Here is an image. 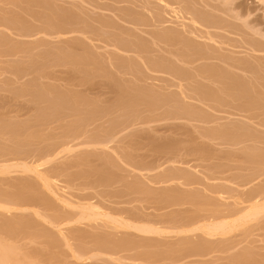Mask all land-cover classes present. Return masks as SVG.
Returning a JSON list of instances; mask_svg holds the SVG:
<instances>
[{
	"label": "rangeland",
	"instance_id": "rangeland-1",
	"mask_svg": "<svg viewBox=\"0 0 264 264\" xmlns=\"http://www.w3.org/2000/svg\"><path fill=\"white\" fill-rule=\"evenodd\" d=\"M162 1L0 0V157L10 155L11 163L25 157L29 159L25 161H32L43 157L47 150L61 149L70 139L72 143L68 145H73L70 153L68 149L67 155L65 151L59 152V157L56 155L47 167L43 166V170L49 169V174L56 176L54 182H61L58 188L64 190L66 186L67 193L61 196L68 194L72 202L67 203L71 205L56 200L32 173L11 172L13 178L22 176L20 181L24 179L33 190L25 186V181H21V186L16 177L0 173V194L5 192L0 196V201L5 202L0 205L11 204L12 198L16 202L7 205L9 211L7 207L0 208V240L13 246L28 263L264 264V213L223 235L180 231L190 223L217 220L221 213L223 217L228 211L236 212L254 194L260 193L264 199V174L257 173L264 172V0H164L168 4ZM171 6L181 8L185 18L179 17L177 21L169 11ZM191 10H195L194 14L189 13ZM197 13H201L198 21ZM191 15H197L194 24L188 19ZM164 32L171 34L162 36ZM219 128L224 130L223 134ZM105 130L115 133L111 143L100 147L93 144L92 138L98 136L113 138L112 134L105 137ZM60 144L61 147L57 146ZM120 155L123 158L117 157ZM125 155L133 167L126 162ZM7 160L4 163L10 162ZM175 172L182 177L177 173L175 176ZM165 174L172 178L171 182ZM136 183L142 187H136ZM178 185L179 192L175 188ZM37 187L40 198L51 197L52 204L34 198L38 196ZM148 189L150 192H146ZM169 189L173 194L166 192ZM85 200L99 202L100 210L106 206L107 210L104 207L101 211L114 217L122 216L131 222L134 219L133 224L147 222L166 228V234L146 233L147 238L138 230L122 231L109 221L101 220L102 223V218L95 222L73 219L75 222L70 225L68 217L76 218L80 211L77 208L81 203L87 204ZM26 201H30L29 205L23 206ZM39 203L40 206L36 205ZM51 206L56 213L51 212ZM232 207L239 209L233 211ZM40 210L45 214H40ZM53 214H62L63 218ZM173 219L175 223L169 221ZM100 222L102 228L98 226ZM167 227H171V232ZM172 227L179 228V232ZM71 232H75L74 236ZM127 233L134 238H127ZM102 235L112 236L108 237L109 243L103 242L110 246V251L108 246L102 247L98 239ZM121 237L127 238L123 243L131 247L121 250L123 244L113 245L118 242L114 239ZM111 239L117 242L109 245ZM146 241L151 244L146 246ZM98 242V248L93 250V243ZM78 248L86 253L78 250L83 255L77 256Z\"/></svg>",
	"mask_w": 264,
	"mask_h": 264
},
{
	"label": "bare ground",
	"instance_id": "bare-ground-1",
	"mask_svg": "<svg viewBox=\"0 0 264 264\" xmlns=\"http://www.w3.org/2000/svg\"><path fill=\"white\" fill-rule=\"evenodd\" d=\"M160 1H162V0H160ZM163 1H164V0H163ZM163 1H162V2H163ZM164 2L167 3L168 1H167V2L164 1ZM167 4H168V3H167ZM167 4H166V7H167ZM169 5H170V4H169ZM172 5H173V4H172ZM178 6H180V5H178ZM190 8H192V7H190ZM190 8H189V9H190ZM168 9H169V8H168ZM180 9H181V8H180ZM180 9H179V7H178V8H175V7H172V6H171V10H169V11H171V13L173 12V14L175 15L176 18H178L177 21L179 20V17H180V18L182 17V19L185 18L183 15H181V14H182L181 12H183V11H181L182 9H181V10H180ZM184 9H185V8H184ZM187 10H188V9H186V11H187ZM194 11H195V10H194ZM194 11H193V12H194ZM193 12H192V10H191V12H189V13L194 14ZM196 12H198V11H196ZM195 14H196V13H195ZM200 14H201V13H197V15H198V18H196L197 21H198L199 19H201V18H199V16H201ZM174 15H173V16H174ZM197 15H195V16L197 17ZM195 16L191 15L190 18H188L189 20L192 21L193 24L196 23ZM188 17H189V16H188ZM205 17H206V16H205ZM186 18H187V17H186ZM208 19L210 20L211 18H208ZM208 19H207V20H208ZM203 20H205V19L203 18ZM179 21H180V20H179ZM181 21H182V20H181ZM183 21H184V20H183ZM183 21H182V22H183ZM186 21H187V20H186ZM186 21H185V23H186ZM210 21H212V20H210ZM48 22H49V21H48ZM50 23H51V22H50ZM50 23H48L47 26L49 25V27H50ZM54 23H55V22H54ZM199 23H200V22H199ZM52 24H53V23H52ZM52 24H51V25H52ZM60 24H62V23H60ZM183 24H184V23H183ZM54 25H55V24H54ZM59 26H60V25H59ZM65 27H66V26H65ZM67 28H68V27H67ZM48 29H51V27L48 28ZM61 30H63V31L65 32L64 29H61ZM67 30H68V29H67ZM48 31H49V30H48ZM50 31H51V30H50ZM50 31H49V32H50ZM53 31H54V30H53ZM56 31H57V30H56ZM56 31H55V32H56ZM69 31H70V30H69ZM169 33H170V32H164V35L162 34V36H165V34L168 35ZM57 34H58V33H57ZM170 34H171V33H170ZM167 35H166V36H167ZM54 36H55V35H54ZM57 36H59V34H58ZM57 36H56V37H57ZM61 36H62V35H61ZM63 36H65V35H63ZM168 36H169V35H168ZM208 36H209V35H208ZM210 38H211V37H210ZM211 39H212V38H211ZM214 40H215V39L213 38V41H214ZM215 41H216V40H215ZM211 42H212V41H211ZM216 42L218 43V41H216ZM216 42H215V43H216ZM213 43H214V42H213ZM215 43H214V44H215ZM219 43H220V42H219ZM221 43H222V42H221ZM196 50H197V49H196ZM144 63H145V62H144ZM154 63H155V62H154ZM155 65H156V67L159 68V69H161L160 67H162V66L159 67V66L157 65V63H155ZM159 65H161L160 62H159ZM203 71H204V70H203ZM219 73H220V72H219ZM179 84H180V83H179ZM180 88H181V87L179 86V89H180ZM182 90H183V89H182ZM182 90H181V91H182ZM202 91H203V90H202ZM182 92H183V91H182ZM201 93H203V92H201ZM213 93H214V92H213ZM210 94H211V93H210ZM210 94H209V95H210ZM212 95L214 96V94H212ZM216 95H218V94H216ZM206 96H207V95H206ZM218 96H219V95H218ZM204 98H205V95H204ZM212 98H213V97H212ZM214 99H217V98H214ZM220 100H221V98H220ZM224 129H225V128H224ZM108 130H110V131L112 132L111 129H108ZM218 130H221V131H222L223 129H220V128H219ZM218 130H217V131H218ZM233 130H234V129H233ZM110 131H106V130H105V132H103V133L106 134L105 137H106L108 134L111 136L112 133L110 134V133H109ZM221 131H218V132H221ZM225 131H226V129H225ZM227 131H228V130H227ZM80 132H81V131H80ZM107 132H108V133H107ZM229 132H232V131H228V133H229ZM223 133H224V130L222 131V134H223ZM81 134H82V133H81ZM83 134H85V132H84ZM114 134H115V133H114ZM114 134H112L113 138H110V139L107 138L108 140H107V139H103V136H104L103 134H102L103 136L101 135L102 138H100V139L98 138L99 136H98V137H95L94 139L92 138V140H95V141H93V142H94L93 144L97 143V144H95V145H98V144H99V147H100V145L103 146V145H105V144H108V143H106V142H108V141H109V143H111L110 140H111V139H114V136H115ZM92 135H93V134H92ZM96 135H97V134H96ZM96 135H93V136H96ZM98 135H99V134H98ZM61 136H62V135H61ZM65 136H67V135H65ZM65 136H64V137H65ZM81 136H82V135H81ZM81 136H80L79 139H81ZM90 136H91V135H90ZM101 136H100V137H101ZM67 137H68V136H67ZM69 137H70V135H69ZM105 137H104V138H105ZM60 138H61V137H60ZM83 138H84V137H83ZM86 138H88V137L86 136ZM86 138H85V139H86ZM89 138H91V137H89ZM97 138H98L99 140H96ZM75 139H76V138H75ZM75 139H74V140H75ZM65 140H66V139H65ZM70 140H71V139H70ZM70 140H68L69 143H68V141H67L68 144L72 143V142H70ZM76 140H77V139H76ZM88 140H89V139H88ZM81 141H82V140H81ZM83 141H84V140H83ZM86 141H87V140H86ZM111 141H112V140H111ZM74 142H75V141H74ZM79 142H80V141H79ZM89 142H90V141H89ZM64 143H66V142H64ZM75 143H76V142H75ZM84 143H85V142H84ZM84 143H83V144H84ZM91 143H92V141H91ZM68 144H63V145H64V146L62 145L63 147H61V144H60V145H57V146H60V147H61V149H59V150L54 149L53 147H52L53 149H50V148H49L50 150H47V152L44 154L43 157L38 158V160L33 159L32 161H25V159H28V158L25 157L24 160H20V159H19V160H20V161H19V160L15 159V161H16V160H17V161L11 163L12 161L9 159V158H10V155L7 153V154L9 155V158H8V157H6V158H4V157L1 158V157H0V159H2V160L6 159V160H7V158H8L7 161L10 160V162H8V163H4V161H6V160H4L3 162H2V161L0 162V163H1V164H0V173H2V174H3V173H4V174H8V173H9V174H8L9 176H10L11 172H13V171L17 172L18 175L20 174V172L18 173V171L23 172V174H24V172H29L30 174L32 173L33 176L35 175L34 177L36 178V180L38 179V180L40 181L41 185L44 186V188H45L44 190L48 191L52 196H54V197L56 198V200L58 199V200H60V202L62 201L63 203H65V204H67V205H71L70 203L72 202V200H70V199L68 200V198H67V197H68V194H67V195L65 194L66 196H63V197L61 196L62 193H67L68 190L66 191V189H65L66 186L64 187V190H62L61 187H59L60 190H62V192L60 191V193H59V190H58V189H59V188H58L59 185L57 186V184H58V183H61V182H57V183L54 182V181L56 180V178H54V177H56V176H54V175H53L54 177L51 176V174H49V173H51V171H50L49 169L46 168L47 171L43 170V169H44L43 166L46 164L45 167H47L48 164H50V160L52 161V160L54 159V157H55L59 152H61V153H59V154H62L66 149H68V152H69V149L72 148L73 145L70 146L71 144H70V145H68ZM76 144H78V142H77ZM83 144H82V145H83ZM85 144H86V143H85ZM85 144H84V145H85ZM102 144H103V145H102ZM74 145H75V144H74ZM80 145H81V144H80ZM82 145H81V146H82ZM89 145L93 146L92 144H89ZM76 146H77V145H76ZM78 146H79V145H78ZM105 146H106V145H105ZM60 147H59V148H60ZM74 147H75V146H74ZM82 147H83V146H82ZM82 147H80V148L82 149ZM84 147H85V146H84ZM87 147H88V145H87ZM87 147H85V148H87ZM96 147H97V146H96ZM111 147H112V146L110 145V148H111ZM57 148H58V147H57ZM93 148H94V147H93ZM112 148H113V147H112ZM78 149H79V148H78ZM94 149H95V148H94ZM96 149H98V148H96ZM102 149L104 150L105 148L102 147ZM102 149H101V150H102ZM108 149H109V148H108ZM113 149H114V148H113ZM113 149H112V150H113ZM36 150H37V149H36ZM70 150H71V149H70ZM89 150H90V149H89ZM0 151H1V150H0ZM3 151H4V150H3ZM7 151H8V150H7ZM11 151H12V150H11ZM18 151H19V150H18ZM33 151L35 152V150H33ZM38 151H40V150H38ZM38 151H36V152H38ZM77 151H78V150H77ZM84 151H85V150H84ZM96 151H97V150H96ZM113 151H114V150H113ZM19 152H20V151H19ZM28 152H29V151H28ZM40 152H41V151H40ZM74 152H76V151H74ZM74 152H73V153H74ZM93 152H95V151H93ZM0 153H1V152H0ZM4 153L6 154V152H4ZM13 153H14V152H13ZM20 153H21V154L23 153L24 155H25V154L28 155L27 152H25V153H24V152H20ZM31 153H32V152H31ZM65 153H66V155H67V151H65ZM69 153H70V152H69ZM71 153H72V152H71ZM81 153H82V152H81ZM114 153H116V152H114ZM1 154H2V153H1ZM16 154H17V153H15V155H16ZM23 154H22V155H23ZM29 154H30V153H29ZM33 154H34V153H33ZM117 154H118V153H117ZM117 154H116V155H117ZM3 155H4V154H3ZM17 155H19V154H17ZM22 155H21V156H22ZM26 155H25V156H26ZM38 155H40V154H38ZM42 155H43V154H42ZM42 155H41V156H42ZM0 156H1V155H0ZM33 156H34V155H33ZM36 156H37V154H36ZM57 156H58V155H57ZM61 156H62V155H61ZM14 157H15V156H14ZM14 157H13V159H14ZM30 157H32V156H30ZM30 157H29V158H30ZM38 157H39V156H38ZM58 157H59V156H58ZM117 157H119V158H120V157L123 158L122 155L117 156ZM125 157H126V159H125V158H124V159L127 160L126 162H128V160H129V158L127 159L128 156L125 155ZM20 158H21V157H20ZM32 158H33V157H32ZM68 158H69V157H68ZM13 159H12V160H13ZM21 159H23V158H21ZM28 160H29V159H28ZM56 160H57V158H56ZM120 160H121V159H120ZM125 160H124V162H125ZM121 161H123V160H121ZM47 162H49V163L47 164ZM173 162H174V161H173ZM2 163H4V164H2ZM53 163H54V162H53ZM61 163H63V162L61 161ZM128 163L131 164L130 161H129ZM65 164H66V163H65ZM55 165H56V161H55ZM55 165H54V166H55ZM127 165H128V164H127ZM129 166H132V167H133L132 164L129 165ZM49 167H51V166H49ZM52 167H53V166H52ZM61 168H62V167H61ZM125 168H126V167H125ZM149 168L151 169L152 167H149ZM54 169H55V168H54ZM57 169H58V167H57ZM138 169H140V168H138ZM145 169H146V168H145ZM17 170H18V171H17ZM48 170H49L50 172H49ZM126 170H127V169H126ZM134 170H135V169H134ZM60 171H61V170H60ZM127 171H129V169H128ZM130 171H131V170H130ZM140 171H141V169H140ZM197 171H198V170H197ZM6 172H7V173H6ZM54 172H55V171H54ZM63 172H64V171H63ZM128 173H129V172H128ZM133 173H134V172H133ZM144 173H145V172H144ZM170 173H172V172H170ZM176 173H177V172H175V174H174V173H173V174L176 176ZM257 173H259V174H264V172H262V173L257 172ZM23 174H21V175H23ZM56 174H57V173H56ZM63 174H64V173H63ZM63 174H61V176H62ZM149 174H150V172H149ZM167 174H169V173H167ZM173 174H172V175H173ZM177 174H178V173H177ZM18 175H17V176H18ZM21 175H20V176H21ZM27 175H28V174H27ZM27 175H26V177H27ZM147 175H148V174H147ZM165 175H166V174H165ZM178 175H181V174H178ZM9 176H6V177L4 176V178H8ZM12 176H13V175L11 174L10 177H12ZM17 176H14V178L16 177L15 179H17ZM57 176H58V174H57ZM168 176L170 177L171 175L169 174ZM175 176H174V177H175ZM256 176H257V175H256ZM21 177H22V176H21ZM21 177H20V178H21ZM24 177H25V176H24ZM24 177H23V178H24ZM28 177H29V176H28ZM59 177H60V176H59ZM171 177H173V176H171ZM180 177H182V175L179 176V178H180ZM183 177H184V176H183ZM0 178H1V177H0ZM14 178L12 177V179H14ZM20 178L18 177L19 181H20ZM30 178H31V177H30ZM165 178H167V175H166ZM205 178H206V177H205ZM259 178H260V177H259ZM8 179H9V178H8ZM18 179H17V181H18ZM53 179H55V180L53 181ZM144 179H145V178H144ZM160 179H161V178H160ZM167 179H168V178H167ZM171 179H172V178H169L168 180L170 181ZM2 180H3V179H2ZM9 180H10V179H9ZM9 180L7 181V183H8L7 185H8V186H9ZM27 180L29 181L30 179H27ZM134 180H135V179H133V181H134ZM136 180H137V179H136ZM139 180H140V179H139ZM139 180H138V181H139ZM147 180H149V179H147ZM156 180H157V179H156ZM162 180H163V179H162ZM168 180L166 181V183L168 182ZM177 180H178V178H177ZM0 181H1V180H0ZM5 181H6V180H5ZM19 181H18V184L20 185L21 181H25V180L22 179L20 182H19ZM31 181H32V180H31ZM56 181H57V180H56ZM59 181H60V180H59ZM133 181H132V182H133ZM138 181H137V183H138ZM140 181L142 182V180H140ZM154 181H155V180H154ZM171 181H172V180H171ZM171 181H170V182H171ZM173 181H175V180H173ZM25 182H26V181H25ZM25 182H23V183L25 184L26 187H30V188L32 187L31 184H27L28 182H26V183H25ZM126 182H128V180H127ZM145 182H146V181H145ZM151 182H152V179H151ZM158 182H159V181H158ZM185 182H186V181H185ZM185 182H184V184L187 185ZM29 183H31V182H29ZM64 183H65V181H64ZM64 183L62 184L63 186L66 185V184H64ZM128 183H129V182H128ZM137 183H136L137 186L135 185L136 187H138V185H139V184H137ZM154 183H155V182H154ZM156 183H157V182H156ZM163 183H165V182H163ZM168 183H169V182H168ZM168 183H167V184H168ZM235 183H236V182H235ZM3 184H4V183H3ZM10 184H11V185H12V184L14 185V182H10ZM16 184H17V183H16ZM18 184H17V186H18ZM24 184L21 183V186H24ZM26 184H27L28 186H27ZM37 184H38V183H37ZM67 184H68V183H67ZM130 184H131V183H130ZM132 184H134V183H132ZM140 184H141V183H140ZM158 184H159V183H158ZM167 184H166V185H167ZM175 184L177 185V182H176ZM179 184L182 185V183H179ZM261 184H262V183H261ZM0 185H1V183H0ZM29 185H30V186H29ZM68 185H69V184H68ZM68 185H67V187H68ZM128 185H129V184H128ZM141 185H142V184H141ZM188 185H189V184H188ZM14 186H15V185H14ZM34 186L36 187L37 185H34ZM39 186H40V185H39ZM39 186H38V187H39ZM63 186H62V187H63ZM72 186H73V185H72ZM130 186H131V185H130ZM139 186H140V185H139ZM151 186H152V185H151ZM170 186H171V184H170ZM178 186H179V187H175L176 190H177V188H180V185H178ZM6 187H7V186H6ZM38 187H37L36 191H38V190L40 189V188L38 189ZM132 187H133V186H132ZM132 187H131V188H132ZM140 187H142V186H140ZM263 187H264V186H263ZM263 187H262V188H263ZM2 188H3V187H2ZM2 188H1V189H2ZM33 188H34V187H33ZM33 188H31V189L33 190ZM70 188H71V185H70ZM70 188H68V189H70ZM175 188L173 187V189H175ZM183 188H184V187L182 186V189H183ZM189 188H190V187H189ZM1 189H0V191H3V190H1ZM77 189H78V188H77ZM128 189H130V188H128ZM32 190L30 191V193L34 196V193H32ZM42 190H43V189H42ZM140 190H141V189H140ZM144 190H145V189H144ZM149 190H150V189L146 190V192L149 191ZM160 190H161V189H160ZM166 190H167V189H166ZM170 190H171V191H170ZM176 190H174V191H176ZM34 191H35V190H34ZM36 191H35V193H36ZM64 191H65V192H64ZM79 191H80V190H79ZM169 191H170V192H169ZM169 191H166V192H168V193L170 194L173 190H172V189H169ZM177 191L179 192V190H177ZM70 192H71V191H70ZM143 192H144V191H143ZM149 192H150V191H149ZM235 192H236V191H235ZM240 192H241V191H240ZM4 193H5V192L1 193L0 196H1L2 194H4ZM7 193H8V192H7ZM7 193H6V194H7ZM41 193H43V192L41 191ZM41 193H40V195L42 196ZM58 193H59L60 195H59ZM73 193H74V192H73ZM161 193H164V191L161 192ZM174 193H175L174 195L176 196V192H174ZM222 193H223V192H222ZM236 193H237V192H236ZM36 194H37V193H36ZM45 194H46V193H45ZM50 194H48V196H49ZM71 194H72V193H71ZM79 194H80V193H79ZM149 194H150V193H149ZM171 194H173V193H171ZM181 194H182V193H181ZM181 194H180V196H181ZM233 194H234V193H233ZM237 194H238V193H237ZM243 194H244V193H243ZM7 195H8V194H7ZM18 195H20V194H18ZM43 195H44V194H43ZM63 195H64V194H63ZM151 195H152V194H151ZM218 195H219V194H218ZM3 196H4V195H3ZM3 196H2V197H3ZM28 196H29V195H28ZM72 196H73V195H72ZM80 196H81V195H80ZM84 196H85V195H84ZM158 196H159V195H158ZM172 196H173V195H172ZM172 196H171V197L169 196V197L172 198ZM219 196H221V195H219ZM243 196H244V195H243ZM5 197H7V196L5 195ZM10 197H11V195L8 196L7 198H10ZM24 197H26V196H24ZM37 197H39V200H40V201L42 200L43 202H46L45 204H49V202H50L49 199L51 198V197H49V199H46L47 196H46V197L42 196V197H44V198H40V196H39V191H38V196H36V197H34V198L36 199ZM65 197H66V198H65ZM74 197H75V196H74ZM155 197H156V196H155ZM160 197H161V195H160ZM213 197H214V196H213ZM217 197H218V196H217ZM217 197H216V198H217ZM222 197H223V196H222ZM226 197H227V196H225V200H226ZM3 198H4V197H3ZM11 198H12V197H11ZM55 198H54V199H55ZM69 198H70V197H69ZM82 198H83V197H82ZM82 198H81V199H82ZM166 198H168V196H166ZM179 198H180V197H179ZM179 198H177V200H176L177 202H178ZM214 198H215V197H214ZM220 198H221V197H220ZM220 198H219V199H220ZM227 198H228V197H227ZM238 198H240V197L238 196ZM241 198H242V197H241ZM12 199L15 200L14 198H12ZM23 199H24V198H23ZM23 199H22V197H21L22 202L25 201V199H24V200H23ZM52 199H53V198H52ZM66 199H67V200H66ZM71 199H72V198H71ZM75 199H77V198H75ZM78 199H79V198H78ZM78 199H77V200H78ZM81 199H80V200H81ZM85 199H86V198H85ZM91 199H92V197L90 198V200H91ZM174 199H175V198H174ZM174 199H173V200H174ZM221 199H222V198H221ZM221 199H220V200H221ZM4 200L7 201L8 199H4ZM9 200H10V199H9ZM13 200H12V201H11V200L9 201V202H11V204H7L8 207H9V205H15L16 202H13ZM19 200H20V199H19ZM21 200H20V202H21ZM83 200H84V199H83ZM83 200H82V201H83ZM166 200H167V199H166ZM222 200H224V198H223ZM48 201H49V202H48ZM54 201H55V200H54ZM69 201H70V203L68 204L67 202H69ZM78 201H79V200H78ZM78 201H75V202L77 203ZM97 201H98V199H97ZM161 201H162V199H161ZM0 202H3V201H0ZM4 202H5V201H4ZM4 202H3V203H4ZM12 202H13V203H12ZM22 202H21V203H22ZM51 202H52V201H51ZM51 202H50V204L53 203V202H52V203H51ZM62 202H61V203H62ZM84 202H87V204L84 203ZM84 202H83L84 205H83L82 203L79 204V205H80V209L77 208V210H80V211L78 212L79 214H76V215H77L76 218H75V216H74L75 213H74V215H73L74 218H73L72 216H69V217H68L69 220L71 221V222H69V224H70V223L72 224V222H75V221H73V219H75V220H79V221H80V220H86V221H88V220H93V219H94V222H95V219L102 218V219H99V220H100V221H101V220H103V221H104V220L109 221V222H111V223L113 224V226L115 225L116 227H121V228H120L121 230H122V228H126V229H129V230H130V228H132L133 230H138L139 232H138V231H137V232L140 233V234H141V233H145V234H146V233H147V234H148V233H159V232L161 233L162 231H164L165 234H166V230H165L166 228L162 225L163 223L160 224V225H162L161 227H164L165 229H162V228H160L159 226H157L156 224L154 225L153 223L148 225L147 222H146L145 224H141V225L135 224L136 222L133 224L132 222H133L134 219L132 220V222H131V220H129V221H130V222H129V221H127L128 219L126 220V219L123 218L122 216H121L122 218H121V217H117L118 215H117V216L115 215V217H114V216H112V215L110 214V212H108V213H105L106 211H105V212H102L101 210H102L104 207H106V206L103 205L104 207L102 206L103 208L100 210L101 206L98 205L99 202H98V204H96V203L94 204V203H91V202L88 203L87 200H85ZM93 202H96V201L93 200ZM103 202H104V201H103ZM103 202H101V204H103ZM168 202H169V200H168ZM224 202H225V201H224ZM224 202H223V203H224ZM242 202H243V201H242ZM21 203H20V204H21ZM28 203H30V201H28V202L26 201V203H24L23 206H24L25 204H28ZM55 203H56V201H55ZM105 203H106V202H105ZM162 203H163V202H162ZM221 203H222V202H221ZM232 203H233V201H232ZM33 204H34V203H33ZM65 204H63V205H65ZM73 204H75V203H72V205H73ZM77 204H78V203H77ZM226 204H227V203H226ZM229 204H231V203L228 202V207L231 208V207L229 206ZM233 204H236V203H233ZM233 204H232V206H233ZM241 204H242V203H241ZM7 205H6V206H5L4 204H3V205H0V208L2 209V207H7ZM28 205H29V204H28ZM36 205L40 206V203H39V204H36ZM58 205H60L59 201H58ZM63 205H62V206H63ZM81 205H82V206H81ZM224 205H225V204H224ZM1 206H2V207H1ZM21 206H22V204H21ZM21 206H20V207H21ZM31 206H32V205H31ZM48 206H49V205H48ZM55 206H56V205H54V207H55ZM62 206H61V207H62ZM73 206L75 207V205H73ZM222 206H223V205H222ZM239 206H240V205H239ZM8 207H7V210H8ZM28 207H29V206H28ZM54 207L51 206V212H52V210H53L52 208H54ZM74 207H73V208H74ZM77 207H78V205H77ZM109 207H110V205H109ZM228 207H227V208H228ZM11 208H12V206H11ZM31 208H33V207H31ZM55 208H56V207H55ZM62 208H63V207H62ZM64 208L66 209L67 207H64ZM68 208H70V207H68ZM111 208H112V207H111ZM229 208L226 209V210H229ZM233 208H234V207H232V210H233ZM1 209H0V210H1ZM9 209H10V208H9ZM12 209H13V208H12ZM17 209H18V208H17ZM21 209H22V208H21ZM21 209H20V211H21V213H22V210L24 211V209H22V210H21ZM28 209H29V208H28ZM44 209H46V208L43 207V211H44ZM56 209L59 210L58 207H57ZM109 209H110V208H108V210H109ZM235 209H239V208L236 207V208H234V210H235ZM4 210H6V209L4 208ZM31 210H32V209H31ZM38 210H39V209H38ZM41 210H42V209H41ZM41 210H40V214H45V213H41V212H43V211H41ZM77 210H75L76 213H77ZM106 210H107V207H106ZM123 210H124V209H123ZM232 210H231V212H232ZM234 210H233V211H234ZM8 211H9V210H8ZM8 211H3V212L6 213V212H8ZM15 211H16V210H15ZM17 211H18V210H17ZM20 211H19V212H20ZM25 211H26V210H25ZM27 211H28V210H27ZM32 211H33V210H32ZM53 211L55 212V210H53ZM61 211H62V209L60 208L59 212H61ZM69 211H70V210H69ZM103 211H104V210H103ZM109 211H110V210H109ZM113 211H114V209H113ZM121 211H122V210H121ZM124 211H126V210H124ZM124 211H123V212H124ZM36 212H37V211H36ZM36 212H35V214H37ZM38 212H39V211H38ZM56 212H57V211H56ZM56 212H55V213H56ZM62 212H63V211H62ZM72 212H73V211H72ZM117 212H118V211H117ZM229 212H230V211H228V212H227V215H224L223 217L221 216V215H222V213H221V215H220L221 218H220V219L216 218L217 220H211V221H205V220L203 221V220H201V221H203V222H198V221H197L196 223H192V224L190 223L189 226H188V225H187L186 227L184 226V228H182L181 230L178 228V230H180V231L183 232V233L185 232V233H187V234H188V231H200L201 233L207 234V235H209V236H214V235H217V234H218V235H219V234H222V235H223V234H226V232H228L229 230H231V228L234 227V229H235V226L238 227V225L240 226L241 224H243V223L246 222L247 220H249V219H251V218H253V217L257 216V215H260L261 213H264V199H263L262 194H260V193L254 194L253 196L250 197V199L248 200V203H246L245 206H243L240 210H238V211H236V212L234 211V212H232V213H229ZM13 213H15V212H13ZM31 213H32V212H31ZM65 213H67V212H65ZM65 213H64V214H65ZM68 213H69V212H68ZM70 213H71V212H70ZM111 213H112V211H111ZM113 213L116 214V210H115ZM119 213H120V211H119ZM127 213H128V212H127ZM228 213H229V214H228ZM11 214H12V213H11ZM72 214H73V213H72ZM171 214H172V213H171ZM219 214H220V213H219ZM223 214H224V213H223ZM7 215H8V214H7ZM53 215H54L55 217L58 216L57 214H53ZM59 215L62 216V214H59ZM70 215H71V214H70ZM162 215H163V214H162ZM0 216H1V215H0ZM38 216H39V215H38ZM46 216L48 217L49 215H46ZM46 216H45V217H46ZM61 216H58V217H60V218L62 219L63 216H62V217H61ZM66 216H67V215H66ZM66 216H64V218H65ZM126 216H127V215H126ZM126 216H125V217H126ZM160 216H161V215H160ZM167 216L169 217V215H167ZM167 216H166V217H167ZM172 216H173V215H172ZM202 216H203V215H202ZM217 216H219V215H217ZM40 217H42V216H40ZM45 217H43V218H45ZM133 217H134V215H133ZM155 217H156V219H157L158 215L155 216ZM175 217H176V215H175ZM199 217H200V215H199ZM49 218H51V216H50ZM172 218H173V217H172ZM176 218H177V217H176ZM201 218H202V217H201ZM45 219H46V218H45ZM47 219H48V218H47ZM47 219H46L45 221H48ZM55 219H57V218H55ZM71 219H72V220H71ZM129 219H130V218H129ZM139 219H140V218H139ZM141 219H142V218H141ZM174 219H175V218H174ZM174 219H173V220H169V221L172 223V221L174 222ZM7 220H8V218H7ZM9 220H10V219H9ZM49 220H50V219H49ZM53 220H54V219H53ZM59 220H60V219H58V221H59ZM63 220H64V219H63ZM99 220H98V221H99ZM145 220H147V219H145ZM175 220H176V219H175ZM208 220H209V219H208ZM12 221H13V220H11V221H9V222L11 223ZM14 221H15V220H14ZM54 221H55V220H54ZM64 221H65V220H64ZM86 221H85V222H86ZM134 221H135V220H134ZM151 221H153V220H151ZM151 221H150V222H151ZM154 221H155V220H154ZM167 221H168V220H167ZM182 221H183V219H182ZM182 221H181V223H182ZM186 221H187V220H186ZM199 221H200V220H199ZM85 222H83V223H85ZM101 222H102V221H101ZM101 222H100V225H98L99 227H101V226L103 227V224H102L103 222H102V223H101ZM138 222H140V220H139ZM160 222H162V221L160 220ZM160 222H159V223H160ZM177 222H178V221H176V223H177ZM183 222H185V221H183ZM189 222H190V220H189ZM194 222H195V219H194ZM51 223H52V222H51ZM51 223H50V224H51ZM76 223H77V222H76ZM76 223H75V224H76ZM78 223H79V222H78ZM88 223H89V222H88ZM104 223H105V222H104ZM140 223H141V222H140ZM155 223H157V221H155ZM165 223H166V221H165ZM174 223H175V222H174ZM174 223H173V224H174ZM179 223H180V220H179ZM186 223H187V222H186ZM4 224H5V223H4ZM60 224H61V223H60ZM63 224H64V223H62V225H63ZM65 224H67V222H66ZM71 224H70V225H71ZM81 224H82V222H81ZM85 224H87V222H86ZM91 224H93V222H92ZM91 224H90V226H92ZM157 224H158V223H157ZM167 224H168V223H167ZM169 224H170V223H169ZM182 224H183V223H182ZM87 225H89V224H87ZM87 225H86V226H87ZM94 225H97V223H94ZM107 225H108V224H107ZM164 225H165V224H164ZM171 225H172V224H171ZM51 226H52V225H51ZM63 226H64V225H63ZM65 226H67V225H65ZM82 226H83V225H82ZM90 226H89V227H90ZM115 226H114V227H115ZM166 226H167V225H166ZM169 226H170V225H169ZM48 227H49V226H48ZM57 227H58V226H57ZM59 227H60V226H59ZM67 227H68V226H67ZM74 227H75V226H74ZM74 227H73V228H74ZM102 227H101V228H102ZM175 227H176V226H175ZM175 227H172V229H175ZM177 227H178V226H177ZM180 227H181V226H180ZM55 228H56V227H55ZM77 228H78V227H77ZM91 228H92V227H91ZM108 228H109V226H108ZM134 228H135V229H134ZM167 228H169V232H171V231H170V228H171V227H167ZM50 229H51V228H50ZM57 229H58V228H57ZM57 229H55V230H57ZM79 229H80V228H79ZM172 229H171V230H172ZM44 230H45V229H44ZM74 230H75V229H74ZM123 230H124V229H123ZM123 230H122V231H123ZM175 230H176V229H175ZM178 230H176V231H178ZM235 230H236V229H235ZM48 231H49V229L47 230V233H48ZM66 231H67V230H66ZM76 231H77V229H76ZM127 231H128V230H127ZM127 231H126V232H127ZM49 232H50V231H49ZM113 232H114V231H113ZM118 232H120V231H118ZM128 232H129V231H128ZM132 232H134V231H132ZM174 232H175V231H174ZM174 232H173V233H174ZM178 232H179V231H178ZM178 232H177V233H178ZM181 232H180V233H181ZM229 232H230V231H229ZM58 233H60V232H58ZM71 233H72V232H71ZM73 233H75V232H73ZM73 233H72V235H73ZM109 233H110V232H109ZM114 233H115V232H114ZM114 233H113V234H114ZM167 233H168V231H167ZM180 233H179V234H180ZM189 233H190V232H189ZM191 233H192V232H191ZM56 234H57V233H56ZM68 234H69V233H68ZM116 234H117V233H116ZM124 234H125V233H123L122 235H124ZM131 234H132V233H131ZM147 234H146V237H147ZM204 234H203V235H204ZM227 234H228V233H227ZM51 235H52V232L50 233L49 237H51ZM64 235H65V233H64ZM70 235H71V234H70ZM72 235H71V238H72ZM111 235H112V233H111ZM118 235H120V234H118ZM118 235H117V236H118ZM122 235H121V236H122ZM129 235H130V233H129ZM129 235H128V233H127V234H126V237L128 238ZM132 235H133V234H132ZM138 235H139V234H138ZM138 235H137V236H138ZM177 235H178V234H177ZM181 235H182V233H181ZM183 235H184V234H183ZM185 235H186V234H185ZM196 235H197V234H196ZM55 236H56V235H55ZM65 236H66V235H65ZM73 236H74V235H73ZM97 236H99V235H97ZM97 236H96V237H97ZM100 236H101V235H100ZM106 236H108L109 238L112 237V236H109V235H106ZM130 236H131V235H130ZM130 236H129V239L132 238V237L134 238V235L131 236V237H130ZM137 236L135 235V237H137ZM139 236H140V235H139ZM162 236H163V235H162ZM220 236H221V235H220ZM52 237H53V236H52ZM56 237H57V236H56ZM56 237H55V238H56ZM68 237H69V236H68ZM79 237H80V236H79ZM94 237H95V236H94ZM104 237H105V235H104V236L102 235V238H99V237H98V239L101 240V242H100V241H99V242L103 245V246L100 245V246H102V247H104V245H106V244H104V243H109V238H108V237H107V238H106V237L104 238ZM146 237H145V238H146ZM152 237H153V235H152ZM155 237H157V236H155ZM163 237H164V236H163ZM177 237H182V236H177ZM185 237H186V236H185ZM200 237H201V236H200ZM203 237H204V236H203ZM206 237H207V236H206ZM53 238H54V237H53ZM71 238L69 237L70 240H71ZM124 238H125V237H123V238L121 237V238H119V240H118L117 238H116V239L112 238V239H114V240H117L118 242H117V241H113V240L111 239V240H110V243H111V244H109V245H112V243L117 242V243H115V244H113V245H115L116 247H118V246L120 245V243H121V245L123 244V245H122L123 248L121 247V248H122L121 250H123V249L125 250V248H129V247H131V246H127V244L129 245V243H127V244H126V243H123V239H124ZM127 238H126V239H127ZM143 238H144V237H143ZM147 238H148V237H147ZM147 238H146V240H147ZM149 238H150V235H149ZM195 238H196V236H195ZM195 238H194V239H195ZM62 239H63V241H64V237H63ZM69 239H68V240H69ZM79 239H80V238H79ZM81 239H82V238H81ZM98 239H94V240L97 241ZM102 239H105V240H102ZM120 239H121V240H120ZM126 239H124V242L126 241ZM129 239H128V242H129ZM151 239H153V238H150V240H149L150 242H151ZM162 239H163V238H162ZM177 239H178V238H177ZM179 239H180V238H179ZM183 239H184V238H183ZM198 239H199V238H198ZM203 239H204V238H202V240H203ZM72 240H73V239H72ZM82 240H83V239H82ZM85 240H86V239H85ZM106 240H107L108 242H106ZM132 240H133V239H132ZM132 240H131V242L135 241L136 239H134L133 241H132ZM142 240H143L142 242H144V239H142ZM154 240H155V239H154ZM181 240H182V239H181ZM184 240H185V239H184ZM184 240H183V241H184ZM204 240H205V239H204ZM52 241H53V240H52ZM60 241H61V240H60ZM63 241H62V242H63ZM89 241H91V240H89ZM95 241H94V242H95ZM147 241H148V240H147ZM147 241H146V244L148 243ZM158 241H159V239H158ZM187 241H188V240H187ZM209 241H210V240H209ZM57 242H58V241H57ZM82 242H83V241H82ZM99 242L96 243V245H95V243H93V245H94L95 247H93V245L90 244V246L92 245V247H93L92 249H93V250H94V248H98V245L100 244ZM103 242H104V243H103ZM131 242H130V243H131ZM155 242L158 243L157 240H156ZM68 243H69V241H68ZM90 243H91V242H90ZM135 243L137 244V243H139V242H135ZM140 243H141V240H140ZM152 243H153V242H152ZM161 243H162V242H161ZM185 243H186V242H185ZM188 243H189V242H188ZM62 244H63V243H62ZM97 244H98V245H97ZM118 244H119V245H118ZM124 244H126V246H125ZM133 244H134V243H133ZM144 244H145V243H144ZM149 244H151V243H148L146 246H148ZM159 244H160V243H158V245H159ZM69 245H70V244H69ZM71 245H72V244H71ZM71 245H70V246H71ZM142 245H143V244H142ZM184 245H185V244H184ZM188 245H189V244H188ZM192 245H194V244L192 243ZM199 245H201V244L199 243ZM199 245H198V246H199ZM207 245H208V244H207ZM64 246H65V245H64ZM73 246H74V245H73ZM73 246L70 247V248H73ZM78 246H79V245H78ZM96 246H97V247H96ZM106 246H108V245H106ZM115 246H114V247H115ZM124 246H125V247H124ZM139 246H140V245H139ZM150 246H151V245H150ZM196 246H197V245H196ZM12 247H13V246H12ZM12 247H11L9 244H5L4 242H2V241L0 240V264H30V262L28 263V261H26V260H24V258L20 257V256L17 254V252L15 251V249L12 248ZM68 247H69V246H68ZM79 247H82V246H79ZM102 247H101V248H102ZM108 247H109V249H108V248H107V249H108V251H110V246H108ZM119 247H120V246H119ZM183 247H184V246H183ZM185 247H186V246H185ZM194 247H195V245H194ZM194 247H193V249H194ZM200 247H202V245H201ZM82 248H83V247H82ZM90 248H91V247H90ZM111 248H113V247H111ZM132 248H135V246H133ZM140 248H141V247H140ZM143 248H144V247H143ZM186 248H187V247H186ZM190 248H191V247H190ZM204 248H205V247H204ZM105 249H106V248H105ZM107 249H106V250H107ZM117 249H118V248H117ZM117 249H114V250H115V253L118 252ZM138 249H139V248H138ZM188 249H189V248H188ZM195 249H197V250L200 251L199 248H196V247H195ZM75 250L78 252V253L76 254L77 256H79V255H83V253L80 252V251H82L83 249H81V248L79 249V248H78V249H75ZM78 250H80V251H78ZM97 250H98V249H97ZM102 250L104 251L103 248H102ZM134 250H135V249H134ZM147 250H148V249H147ZM197 250H196V252L198 253ZM68 251H69V250H68ZM70 251H71V250H70ZM72 251H73V250H72ZM76 251H74V252H76ZM83 251H84V250H83ZM83 251H82V252H83ZM112 251H113V249H112ZM119 251H120V250H119ZM132 251H133V249H132ZM188 251H189V250H188ZM84 252H85V251H84ZM91 252H93V251H91ZM101 252H102V251H101ZM104 252H105V251H104ZM122 252H123V251H122ZM125 252H129V251H125ZM125 252H124V253H125ZM70 253H71V252H70ZM85 253H86V252H85ZM98 253H99V251H98ZM98 253H97V254H98ZM135 253H136V252H135ZM150 253H151V252H150ZM90 254H91V253H90ZM90 254H89V255H90ZM122 254H123V253H121V255H122ZM87 255H88V254H87ZM92 255L94 256V255H96V254H94V252H93ZM129 255H130V254H129ZM129 255H128V257H129ZM115 256H116V254H115ZM115 256H114V257H115ZM118 256H119V255H118ZM122 256L124 257L125 254L122 255ZM122 256H121V257H122ZM130 256H131V255H130ZM137 256H138V255H137ZM79 257H80V256H79ZM95 257H96V256H95ZM100 257H101V256H100ZM121 257H117V258H119V260H120ZM125 257H127V255H126ZM128 257H127V258H128ZM131 257H132L131 260L135 259V258H133V256H131ZM85 258H86V257H85ZM93 258H94V257H93ZM73 259H75V258H73ZM91 259H92V257H91ZM106 259H108V258L106 257ZM110 259H111V257L109 258V260H110ZM137 259H138V258H137ZM77 260H78V259H77ZM81 260H82V258H81ZM113 260H114V259H113ZM116 260H118V259H116ZM114 261H115V260H114ZM123 261H124V260H123ZM118 262L120 263L121 261H118ZM125 262H126V264H127V262H131V261H125ZM132 262H133V261H132ZM123 263H124V262H123ZM31 264H32V263H31ZM132 264H133V263H132ZM137 264H138V262H137Z\"/></svg>",
	"mask_w": 264,
	"mask_h": 264
}]
</instances>
